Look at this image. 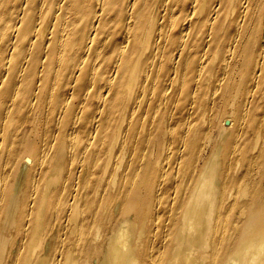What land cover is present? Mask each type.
I'll return each instance as SVG.
<instances>
[{"label": "bare ground", "instance_id": "1", "mask_svg": "<svg viewBox=\"0 0 264 264\" xmlns=\"http://www.w3.org/2000/svg\"><path fill=\"white\" fill-rule=\"evenodd\" d=\"M0 264H264V0H0Z\"/></svg>", "mask_w": 264, "mask_h": 264}]
</instances>
